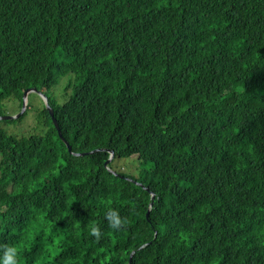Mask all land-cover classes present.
I'll return each instance as SVG.
<instances>
[{
	"label": "trees",
	"instance_id": "16d2710c",
	"mask_svg": "<svg viewBox=\"0 0 264 264\" xmlns=\"http://www.w3.org/2000/svg\"><path fill=\"white\" fill-rule=\"evenodd\" d=\"M29 90L54 116L0 120V254L264 264V0H0V117Z\"/></svg>",
	"mask_w": 264,
	"mask_h": 264
},
{
	"label": "rangeland",
	"instance_id": "374dc122",
	"mask_svg": "<svg viewBox=\"0 0 264 264\" xmlns=\"http://www.w3.org/2000/svg\"><path fill=\"white\" fill-rule=\"evenodd\" d=\"M44 99L37 95L32 94L28 97V100L26 102V106L21 104V101L17 98L12 99L10 101H6L3 105V109L5 110V117H19L21 115H24L27 112V119L24 120L21 124H15L12 126H4L6 129L12 133H15L19 136H29L31 132H34L35 126H36V120L33 118L34 116H37L40 114V112L43 110L44 107ZM124 161V162H123ZM127 160H122L119 162V164H124ZM138 164L132 163L130 165V171L132 173H135L137 170Z\"/></svg>",
	"mask_w": 264,
	"mask_h": 264
},
{
	"label": "clouds",
	"instance_id": "9594fccd",
	"mask_svg": "<svg viewBox=\"0 0 264 264\" xmlns=\"http://www.w3.org/2000/svg\"><path fill=\"white\" fill-rule=\"evenodd\" d=\"M24 104L26 106V103ZM105 220L110 228L117 232L129 223V220L126 217H122L117 209L110 207L106 210ZM88 234L94 237L96 241H99L102 238V229L95 223L90 224L88 226ZM22 251V244H11L4 247L2 254H0V264H23Z\"/></svg>",
	"mask_w": 264,
	"mask_h": 264
},
{
	"label": "water",
	"instance_id": "95a60500",
	"mask_svg": "<svg viewBox=\"0 0 264 264\" xmlns=\"http://www.w3.org/2000/svg\"><path fill=\"white\" fill-rule=\"evenodd\" d=\"M31 92H37V90H29L28 92L25 93V96H24L25 103H26V100H27V98H28V95H29ZM40 94H42V93H40ZM42 96H43L44 99H45V103H46L48 109L50 110L51 115L54 116V114H53V110L51 109V107H50V105H49V102H48L47 97L44 96V95H42ZM24 105H25V104H24ZM11 119H16V118H13V117H0V120H5V121H7V120H11ZM55 122H56V120H55ZM56 125H57V127H58L57 122H56ZM68 146H69V150H70V152L72 153V147H71L70 145H68ZM113 158H114V153L112 152L111 158L109 159L108 163H109L110 161H112ZM108 163H107V164H108ZM132 256H133V255H132Z\"/></svg>",
	"mask_w": 264,
	"mask_h": 264
}]
</instances>
